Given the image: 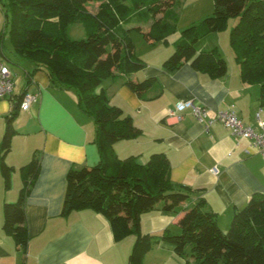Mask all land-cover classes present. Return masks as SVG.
Masks as SVG:
<instances>
[{"label": "trees", "instance_id": "obj_1", "mask_svg": "<svg viewBox=\"0 0 264 264\" xmlns=\"http://www.w3.org/2000/svg\"><path fill=\"white\" fill-rule=\"evenodd\" d=\"M177 1L0 0L4 29H9L15 53L30 66L24 68L25 84L20 94L9 97L12 110L6 117L0 143L4 188L10 189L14 171L6 163L12 139L18 133L14 123L35 74L44 71L52 88L76 93L81 110L95 123L94 141L100 155L98 165L72 167L68 171L61 209L63 217L87 209L102 213L109 220L116 241L130 236L136 238L130 264H141V258L160 243L173 246L185 264H264V193L254 194L236 213L228 232L222 231L217 214L201 199L184 210L178 221L180 233L144 234L143 214L158 207L164 212H177L191 194L170 181V163L164 154H153L146 165H139L133 156L119 159L114 149L117 142L138 139L143 133L122 108L110 104L104 90L97 93V89L105 80L118 76L116 73L130 75L146 67L135 54L130 36L133 30L142 33L148 43H169L168 37L175 33L176 26L166 22L165 17ZM213 1L212 15L182 31L164 66L174 71L189 63L197 71L222 77L227 72V63L218 48L198 52L196 44L212 33L228 29L229 21L237 19L229 31L230 46L241 67L243 81L260 86L264 106V0ZM145 6L155 19L150 29L140 26L125 29L124 24ZM74 25L84 28L86 37L73 38L70 29ZM5 35V30L0 32L3 56ZM155 81L154 78L139 82L128 80L125 85L142 97ZM21 171L24 181L18 199L3 204L2 230L25 253L29 240L26 200L39 175L40 156L35 154Z\"/></svg>", "mask_w": 264, "mask_h": 264}, {"label": "crops", "instance_id": "obj_2", "mask_svg": "<svg viewBox=\"0 0 264 264\" xmlns=\"http://www.w3.org/2000/svg\"><path fill=\"white\" fill-rule=\"evenodd\" d=\"M174 10L189 26L212 14L214 1L178 0L171 9ZM4 22L1 8L0 30ZM215 35L210 34L206 39H217ZM148 44L149 48L140 56L146 63L142 71L130 75L116 73L118 76L110 78L108 85L103 82L97 89V93L104 90L110 104L122 108L143 133L138 139L114 145L119 159L133 156L136 163L146 165L153 154H164L170 163V181L191 194L177 212H164L158 207L143 214L141 230L151 235L165 231L180 233L178 221L184 210L204 199L206 206L217 214L222 231L228 232L236 213L254 194L264 193V157L251 140L234 137L220 123L206 129L190 111L183 113L181 120L169 118L167 111L179 102L204 106L211 111L210 115L232 108L246 125L256 128L255 115L262 106L260 86L243 81L231 46L228 54L220 40L199 43L201 47L196 48L198 52L220 49L227 63V72L222 77L197 71L189 63L169 71L164 63L173 51L166 48L165 52H158L161 43ZM11 72L15 80L18 75ZM151 78L156 81L142 97L125 85L128 80L139 82ZM15 87L12 95L20 94V89ZM28 93L36 95L37 100L29 110H21L14 123L18 133L6 156V163L14 168L11 187L0 190V264H130L136 238L116 241L112 226L102 213L87 209L66 217L61 215L68 171L72 167H93L100 162L93 119L81 110L73 90L52 88L44 71L35 74ZM9 97L0 100V143L6 117L12 110ZM35 154L40 156V171L26 200L29 240L24 253L14 238L2 230L3 204L18 199L24 181L21 169ZM215 168L217 174L213 172ZM0 183L4 184L1 171ZM185 263L167 243L154 246L141 258V264Z\"/></svg>", "mask_w": 264, "mask_h": 264}, {"label": "rangeland", "instance_id": "obj_3", "mask_svg": "<svg viewBox=\"0 0 264 264\" xmlns=\"http://www.w3.org/2000/svg\"><path fill=\"white\" fill-rule=\"evenodd\" d=\"M129 4L131 5L132 3L129 2ZM95 8L96 7L93 5L91 7V10L94 11ZM0 9H1V5H0ZM9 13H10V16L13 15V11L12 10H10ZM211 15L212 14H209L208 16H211ZM208 16H206V17H208ZM154 20L155 19L151 15V13L148 10L147 6H145L144 8H142V10L138 14L132 16L131 20L127 24H124L123 27L126 28V27H130V26L136 25V26H142V28L146 30L148 27L152 26V24L154 23ZM165 21L174 24L176 26V31H175V33H173L172 35H170L168 37V41L170 43V44L168 43L169 45L167 43H164L163 41L162 42L161 41L157 42V43H161L158 46V48H159L158 52H165L169 48H170V51H174L175 50V42H177V41H179L181 39L182 31H184L185 29H187V28H189V27H191L193 25H198L199 24V23H196V24H193V25L186 26L185 22L183 23L182 19L180 18L179 13H177L176 10L169 12L166 15V17H165ZM229 22H230V24L228 26L229 30L226 29V30H222L219 33H212V34H217V35H215V36H217L216 37L217 39H213V38L206 39V38H208L209 35L206 36L205 38L201 39L202 41L200 40L196 44V47H198V46L201 47V45H199V43L204 45V44H206L207 41H210V43H213V42L218 43V40H220L222 42V45H223L222 47L224 48V51L226 50V52L228 54H231L232 50H231L230 45H229V43H230L229 42V35H230L229 31L231 30V28L234 25H236L237 19H231ZM4 26H5V22H4V24H3V26H2V28L0 30V32L3 31V30H5V32H6V35H5V38H4V41H3V53H4V56L1 54V50H0V59H3L5 61V63L9 66V68H11V70H13V71H15V73H17L18 76L15 77V80L13 78V80H14V83L16 84L15 88L18 89V91H19V89L21 91V89L24 87V84H25V77L23 79L24 72H25L24 68L25 67H29L30 68V66L28 65V63H27L25 58H23L21 56H18L15 53V50H14L13 45H12V42L9 39V34H8L9 29H4ZM70 33H71V36L73 38H75V39H80V38L86 37L84 28H82L79 25L72 26L71 29H70ZM131 33H132L131 38H132V40L134 42V45H135V54H136L137 57H139L141 59L140 56L145 54L146 49H148L150 45L144 39L143 34L140 33L139 31L133 30ZM166 48H168V49H166ZM170 55L168 56V58L170 57ZM109 81H110L109 79L105 80L104 84L108 85ZM3 187H4V184L0 183V190H2Z\"/></svg>", "mask_w": 264, "mask_h": 264}, {"label": "built area", "instance_id": "obj_4", "mask_svg": "<svg viewBox=\"0 0 264 264\" xmlns=\"http://www.w3.org/2000/svg\"><path fill=\"white\" fill-rule=\"evenodd\" d=\"M14 87L15 83L10 68L5 64V62L0 60V100L11 96L14 91ZM36 100V95L28 93L22 102L21 110H29L30 106L36 102ZM186 111H190L197 121L203 124L206 129L220 123L226 127L234 137L238 139L246 138L251 140L258 148L259 153L264 157V106H261L256 112V128L246 125L232 108L217 111L213 115H210L211 111L208 108L198 106L194 104V102H179L175 108L168 109L167 115L169 118L181 120L184 115L183 113ZM213 172L217 174V168H215Z\"/></svg>", "mask_w": 264, "mask_h": 264}]
</instances>
